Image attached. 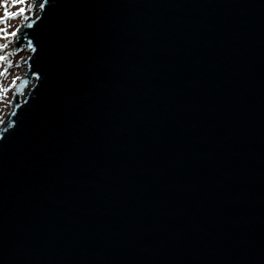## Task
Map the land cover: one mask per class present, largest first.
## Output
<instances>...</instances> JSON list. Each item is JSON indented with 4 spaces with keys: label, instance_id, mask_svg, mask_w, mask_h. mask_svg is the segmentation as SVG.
<instances>
[{
    "label": "water",
    "instance_id": "obj_1",
    "mask_svg": "<svg viewBox=\"0 0 264 264\" xmlns=\"http://www.w3.org/2000/svg\"><path fill=\"white\" fill-rule=\"evenodd\" d=\"M32 38L0 264H264V0H50Z\"/></svg>",
    "mask_w": 264,
    "mask_h": 264
},
{
    "label": "snow or ice",
    "instance_id": "obj_2",
    "mask_svg": "<svg viewBox=\"0 0 264 264\" xmlns=\"http://www.w3.org/2000/svg\"><path fill=\"white\" fill-rule=\"evenodd\" d=\"M50 0H0V63L7 61L5 68H0V76L7 72L8 68L13 66V60H9L8 56L15 58L21 52L29 55L27 58H21L15 61L16 67L24 65V76H31L39 80L40 73L33 68L32 60L37 51L36 44L32 38V32L35 31V25L42 21L48 13ZM14 9V10H10ZM20 18L22 23L15 25L9 30L5 26V22ZM11 46V51L6 52ZM17 82L23 84V78L13 76L11 83L7 89L0 88V92L7 94L9 89L16 87ZM38 85H33V89ZM14 105L8 113H2L0 116V132L7 129H14L17 121L12 118L13 114L21 106L16 100L11 102ZM2 139V137H0Z\"/></svg>",
    "mask_w": 264,
    "mask_h": 264
},
{
    "label": "rangeland",
    "instance_id": "obj_3",
    "mask_svg": "<svg viewBox=\"0 0 264 264\" xmlns=\"http://www.w3.org/2000/svg\"><path fill=\"white\" fill-rule=\"evenodd\" d=\"M10 10H14V9H10ZM20 23H22V20L20 18H17V19L6 21L5 26L8 27L9 30H11L12 27ZM10 51H11V46L9 47V49L6 50V52H10ZM0 54H4V53H0ZM25 56L26 54L24 52H21L15 58H13L10 55L8 56L9 60H13V66L11 68H8L7 72L4 75L0 76V88L7 89L8 85L12 81L13 76H18V77L22 76L23 67L20 65V67L17 68L15 61L21 58H24ZM6 64H7V61L0 63V68H5ZM13 91H14V88L9 89L7 94L0 92V114L10 112L11 102L13 98ZM0 118H2V116H0Z\"/></svg>",
    "mask_w": 264,
    "mask_h": 264
}]
</instances>
